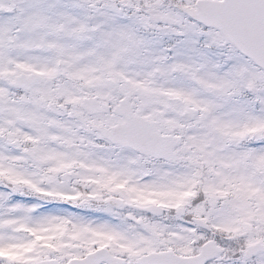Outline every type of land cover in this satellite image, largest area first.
I'll return each instance as SVG.
<instances>
[{
  "label": "snow or ice",
  "instance_id": "snow-or-ice-1",
  "mask_svg": "<svg viewBox=\"0 0 264 264\" xmlns=\"http://www.w3.org/2000/svg\"><path fill=\"white\" fill-rule=\"evenodd\" d=\"M0 264H264V0H0Z\"/></svg>",
  "mask_w": 264,
  "mask_h": 264
}]
</instances>
